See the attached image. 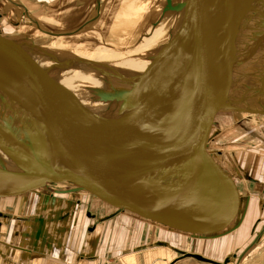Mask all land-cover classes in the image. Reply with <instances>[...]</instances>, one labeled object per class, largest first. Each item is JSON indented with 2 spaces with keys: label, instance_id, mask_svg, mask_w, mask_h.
Segmentation results:
<instances>
[{
  "label": "water",
  "instance_id": "95a60500",
  "mask_svg": "<svg viewBox=\"0 0 264 264\" xmlns=\"http://www.w3.org/2000/svg\"><path fill=\"white\" fill-rule=\"evenodd\" d=\"M13 1L22 8L21 0ZM251 1L188 0L172 6L166 0L163 14L189 8L178 36L156 53L142 76L147 99L125 100L118 107L119 112L126 109L124 121L137 119L138 112L157 118L150 123L135 119L125 130L74 101L33 64L18 67L17 58L25 62L20 58L22 50L53 61L42 44L27 36L11 41L0 33V117L6 115L16 131L0 123V152L12 162L10 168L0 163V199L42 189L53 193L49 185L66 184L69 189L57 193H84L92 207L105 211L101 222L120 216L197 240L223 238L241 227L251 197L239 183L259 181L250 169H239L227 152L230 146L243 148L246 144L219 142L220 119L264 117V101L259 100L264 99V78L232 97L225 88L219 93L218 86L217 91H210V84L204 86L201 81L206 78L209 82L210 73L220 69L223 59L225 70L231 61H237L236 41L227 46L228 35L241 29L243 17L237 15ZM99 13L96 0L95 15L71 31L51 33L34 21L29 24L45 35L67 38L94 23ZM197 48L202 54L192 60L193 70L178 75L174 66ZM66 61L65 66L80 63ZM112 74L118 71L113 69ZM160 74L173 75L174 83L154 85L151 81ZM195 77L202 83L199 92L194 89L191 102L179 97V86ZM138 85L134 82L128 93H135ZM92 100L104 97L96 95ZM173 102L178 103L171 114L158 112L160 106ZM260 186L264 188V183ZM181 254L211 263L197 254Z\"/></svg>",
  "mask_w": 264,
  "mask_h": 264
},
{
  "label": "bare ground",
  "instance_id": "6f19581e",
  "mask_svg": "<svg viewBox=\"0 0 264 264\" xmlns=\"http://www.w3.org/2000/svg\"><path fill=\"white\" fill-rule=\"evenodd\" d=\"M114 1L121 2L120 0H108L102 11H100L97 20L85 28L87 29L92 26L94 30L81 37L82 40L80 43L72 41L69 38L79 36L81 33L65 38L45 35L35 27L23 29L24 34H33L34 38H47L54 45L58 44L55 40H60L59 42H64V44L56 49L46 48L45 45H42L44 51L54 57L53 61L47 60L39 55L31 56L25 50H22L24 54L21 52V56H26L30 60L24 59L25 62H20L18 59V67H26V62L30 65L33 64L38 69L44 71L50 79L54 80L64 93L68 94L74 101L87 110H89V107L88 104L86 105V102L89 101L90 105L94 106L96 100H91L94 102L92 103L90 99L95 98L96 95H102L104 100L97 101L104 104L111 102L109 105L112 104L113 108H116L118 111V118L114 123L120 130H125L129 126V123L135 122L136 118L134 120L128 119V121H124L126 109L119 112L118 107L123 106L125 100L132 99L131 101H133L134 98H137L138 101H144V99H147V84L144 82L142 76L146 74V70L151 64V59L162 47L171 42L169 40L170 37H172L175 31L180 29V24L184 20L189 8L186 7L179 14L178 12H166L163 14L162 11L166 5V0H141L140 6L121 14L114 7V3H116ZM124 1L127 3V6L132 4V0L130 2H127V0ZM177 1L171 0V5L176 6ZM186 1L188 0H183L181 3ZM247 5L250 8H243L237 15L240 19L243 17L241 29L239 31H232L228 35L227 42V46H230L231 43L236 41L234 44L235 50L246 47L247 49H244V52L247 50V56L243 57V53L241 55L236 53L237 61H231L229 63V69L227 70H225L227 67L226 60L223 59L220 62L223 63L220 67L221 71L217 69V71L210 73V77L215 78H210L209 82L206 81V78L201 81L204 86L207 83L210 84H208L210 86L209 88H211L210 91H215L216 86H218V93L225 88V91H229V96L232 97V95H238L249 88H254L264 78V24L263 26L254 24L258 21V18L262 20V16L264 17V0H252ZM0 9L3 12L5 10L1 3ZM21 9L24 10V7ZM130 9H133V7ZM76 14L78 12L74 10H66L60 16L56 13L45 16L43 10H37L33 13H23L22 21L25 23L28 19V21L30 20L32 22V25L34 21L41 28L53 33V31H62V26L69 23V18H74ZM174 19L175 25L173 26ZM7 38L11 41H16L14 36ZM201 54L200 48L186 53L181 57L180 62H177L175 66L172 65L174 66V70H176L175 72H178V75H180L182 72L192 71V60H198ZM68 59H76L80 63L65 66L66 60ZM224 65H226L225 68ZM104 66H109L112 69ZM113 69L118 71L117 75L112 74ZM218 74L220 77L215 83L213 80L216 79ZM164 75L162 77L160 74L159 79L157 78V80H152L151 82L154 85L164 81L174 83L173 80L175 78H173V75ZM137 81L139 82L138 86L140 89L130 95L128 91L130 92V87ZM201 84L198 83V77H195L185 85L182 84L181 87L179 86V97L183 99L188 98L191 102L192 96L202 88ZM115 86H118L119 90H115ZM240 87L244 88L241 89ZM194 89H196V92ZM90 95L92 97L89 98ZM259 100L261 102L264 101L262 98H259ZM114 103H120V105H115ZM177 103L173 102L168 106H160L158 112L165 114V112L170 111L171 114L173 112L172 109H175ZM258 103V101H252L253 105H260ZM6 117V115H1L0 123L3 126L5 124L8 127L10 126L16 132ZM156 118L157 116L154 114L150 115L149 112H138L136 122L143 121L150 123ZM13 137L18 139V136L13 135ZM0 163L10 168L12 162L0 152ZM61 191L63 192L65 190L60 189L55 191V193Z\"/></svg>",
  "mask_w": 264,
  "mask_h": 264
},
{
  "label": "crops",
  "instance_id": "0c3cea01",
  "mask_svg": "<svg viewBox=\"0 0 264 264\" xmlns=\"http://www.w3.org/2000/svg\"><path fill=\"white\" fill-rule=\"evenodd\" d=\"M120 1V3L114 1L116 2L114 7L118 13L121 8L130 9L133 7V9L122 13L134 10L142 2L141 0H132V4L127 6L124 0ZM130 1L127 0V2ZM244 8H250V6L246 5ZM63 12L64 10H54L53 13L43 11L45 16L55 13L60 16ZM55 41L58 43L57 45L51 44L50 41L48 44L42 45H45L46 48L56 49L64 44V42H59L60 40ZM20 58L30 60L23 55ZM117 90L119 89L117 88ZM93 113L103 118L108 116L103 113L97 114V111ZM261 183L264 182L259 181L257 185L260 187ZM49 188L53 193L46 189L39 191L45 192L49 196L29 198L27 202H23L24 206L22 207H19L20 200L33 194L0 199V264H219L216 257H204L211 263L200 262L190 257L185 258L180 255L181 253L179 254L180 249L184 250L183 242L163 241L157 239V236L154 240L144 230L147 225L142 228L140 226L138 230L135 228L133 230L132 221L120 216L101 224H93V227L89 229L90 222H86L84 218L87 213L84 200L78 202L75 197L72 198L71 195L74 194L55 193L57 190L54 191V189L57 186H49ZM255 191L259 193V190ZM53 195L62 198L52 197ZM79 195H84V193ZM254 204L255 201L250 200L248 208ZM256 208L255 204L254 216L248 215L250 212L247 211L241 227L233 232L237 240L241 235L242 237L246 236L245 231L250 228L249 224L251 222L253 224L255 219L256 226L262 222L264 205L259 211ZM257 215L258 217L255 218ZM248 216V222L251 221L247 226L246 219ZM94 217L97 218L96 215ZM119 217L122 222H118ZM90 221L92 223V219ZM153 228L155 230L160 229ZM229 237L209 240L206 245H213L221 251L227 244ZM245 246H247L245 243L241 245L242 248ZM184 254L189 255L191 253ZM235 257H237V264L245 258L244 255L242 258L237 255Z\"/></svg>",
  "mask_w": 264,
  "mask_h": 264
},
{
  "label": "rangeland",
  "instance_id": "374dc122",
  "mask_svg": "<svg viewBox=\"0 0 264 264\" xmlns=\"http://www.w3.org/2000/svg\"><path fill=\"white\" fill-rule=\"evenodd\" d=\"M16 1H20V0H16ZM107 1L108 0H99L100 11H102V9L104 8ZM182 1L183 0H178L176 5L180 4ZM4 2H5V4H4ZM13 2H14L13 0H0V3L3 5V7L5 9L4 12L1 11V9H0V33L1 34L3 33L5 38H7L8 36H14V38H16L17 41L27 36V37H29V39H31L32 41H34L37 44H48L49 40L47 38L46 39H40V41H38L39 38H34L33 34H30V33L24 34L23 29H25L27 27H31V25L29 24L28 20H26L25 23L22 21L23 14L21 12H23V11L21 10V8L19 6L18 7L14 6ZM95 5H96V0H21V7H24L25 13H33V12H36L37 10H40V11L43 10L47 13L48 12L53 13L54 10H56V9L61 10V11L64 10L65 12H66V10H70V11L74 10V11L78 12V14H76L74 16V18H69V23H66V25L62 26L64 31H71V29L72 30L76 29V28H78V26H81L85 22H87L90 19V17H92L94 15L95 7H96ZM128 10L129 9L121 8L119 10V13H122L123 11H128ZM179 13H180V11L178 12V14ZM178 14H177V16H179ZM9 17H11V18H9ZM262 18H263V16H262ZM260 19L261 18H258L257 19L258 23L255 22L254 24L258 25V26L259 25L263 26V24H264L263 19L264 18L262 20H260ZM174 21H175V19L173 20V23H172L173 26L175 25ZM180 28H181V24H180ZM93 30L94 29L92 28V26H90L89 28L84 29L79 36L69 38V39H71L72 41H75V42L77 41L78 43H80L82 40L81 37L89 34ZM177 36H178V31H175L169 40L172 41ZM244 49H247V48L244 47L243 49H237V54L241 55L243 53V55L246 56V54L248 52H247V50L244 52ZM117 88L118 87L115 86V90H117ZM241 88H243V87H241ZM93 96H94V94H93ZM90 97H92V96L90 95L89 98ZM89 98H88V100H89ZM91 100L92 99H90V101ZM91 102L94 103L93 101H91ZM110 103L104 104L100 101H96L94 103L95 105L93 106V105H90V103L88 101V102H86V105L88 104L89 111H91V112L97 111V114L103 113L104 115H108L105 117L106 121H108L107 122L108 124H112L118 118V111L116 108H113L112 104L109 105ZM114 104L120 105V103H114ZM105 118H103V119L105 120ZM221 119H222V121H221ZM221 119H220V122H221L220 126H221V134L222 135L219 137V139H220L219 142H222L223 144L228 143V142H231V143L232 142L233 143L239 142L242 144H246L247 146L243 147V148L230 146L227 149V152H228V154H232V157H231L232 161L235 162L239 166V169H242V168L243 169L244 168L250 169L252 171V174H254V179H256L257 181L264 182V117L254 116V117H250L248 120V118L243 119V116H236L234 118H228V117L222 116ZM49 186H51V187L57 186V188H55L54 190L69 189V186H67L66 184H56V186H54V185H49ZM239 187L241 188V190L246 189L249 192L250 197H251L250 200L255 201V204L257 207L256 210L259 211V209L262 208L261 205L264 202V200H263L264 188H262L261 186L259 187L257 184L250 183V182L239 183ZM255 190H259V193ZM74 195H71L72 198L75 197L76 200H78V202H81L82 200L85 201V202L83 201V203L86 207L85 210L87 212L86 213L87 217L85 214L84 218H85L86 222L87 221L90 222L89 229H91L93 227V224L96 225L97 223H99V224L103 223L98 219L105 215L104 210H102V209L97 210L94 207H92L89 204L88 200H86V196L79 195V194H77L75 196ZM34 196H38V197L49 196V194L47 195L45 192L33 193V195H29V196H27V198L21 199L19 207L24 206L23 202L24 203L27 202V200H29V198H34ZM52 197L62 198V197H59L56 195H53ZM63 197H65V196H63ZM255 204L252 206H249L247 211L250 213L247 212L248 215L252 214L254 216ZM1 212H3V211H1ZM94 215H96L97 218H95ZM257 217H258V215L255 218H257ZM91 219H92V223L90 221ZM248 219H249V216L246 219V222H248ZM117 220H118V222H122V220H120V217ZM255 220H254L253 224H252V222L249 224V222L251 220L248 223H246L247 226L249 224L250 228H247V231H245L246 236H244V237H242V235L240 236V238H239L240 240L238 239L239 241L236 239V236H234L233 233L228 235V236H230L229 240H228L227 244H225L224 249H222L221 251L219 250L218 247L216 248V247H213V245L210 246L209 244L206 245L207 244L206 242L209 240L190 239V238H187L186 236L183 237V236H180L176 233H173L171 231L164 230L161 228L158 230H155V228H153V226H148V225H147V227H145L144 230L154 240H155V237L157 236V239H161L163 241L164 240L165 241L172 240L174 242L175 241H179L180 243L183 242L184 250L180 249L181 251L179 252V254L180 253H183V254L184 253H197V254L201 255L202 257H205V258H210V257L215 258L216 257L218 259L219 264H226L225 261L227 259H228V264H237V262H236L237 257H235V255L240 256L241 258L244 255V257H245L244 260L239 264H264V237H263L264 236V218L262 219V222H260V224H258L257 226L255 224ZM131 226H132L133 230H134V228H135V230L136 229L138 230V228H140V226L142 228L145 225L143 223H140V222L133 219ZM228 236H226V237H228ZM260 239H261V242L259 243ZM190 242H191V244H190ZM238 242H239V244H238ZM244 243H245V245L247 244V246L242 248L241 245H243ZM187 244H190V245H187ZM236 245H238V246H236ZM223 250H225V251H223ZM180 255H182V254H180ZM241 258H240V260H241Z\"/></svg>",
  "mask_w": 264,
  "mask_h": 264
}]
</instances>
